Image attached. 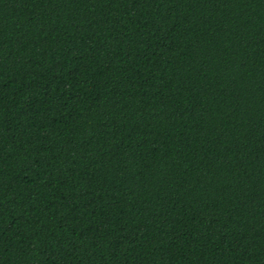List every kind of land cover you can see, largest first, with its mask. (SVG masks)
<instances>
[{"label": "trees", "instance_id": "1", "mask_svg": "<svg viewBox=\"0 0 264 264\" xmlns=\"http://www.w3.org/2000/svg\"><path fill=\"white\" fill-rule=\"evenodd\" d=\"M0 264H264V0H0Z\"/></svg>", "mask_w": 264, "mask_h": 264}]
</instances>
